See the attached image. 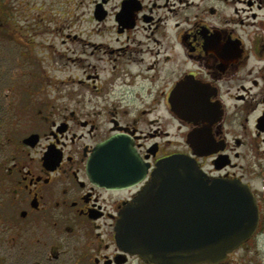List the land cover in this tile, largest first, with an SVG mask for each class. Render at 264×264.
I'll return each instance as SVG.
<instances>
[{
  "label": "flooded vegetation",
  "instance_id": "1",
  "mask_svg": "<svg viewBox=\"0 0 264 264\" xmlns=\"http://www.w3.org/2000/svg\"><path fill=\"white\" fill-rule=\"evenodd\" d=\"M20 1L0 0V27L45 7L79 32L59 41L77 46L73 56L54 48L75 63L62 79L32 54L20 55L28 70L18 55L0 60V76L10 72L0 81V264H149L118 245L114 228L157 162L175 154L210 180L248 188L257 209L253 234L203 264H264V5L235 0L250 9L232 25L227 0ZM175 107L192 109L187 121ZM111 138L141 160L143 177L91 178L89 160Z\"/></svg>",
  "mask_w": 264,
  "mask_h": 264
},
{
  "label": "water",
  "instance_id": "2",
  "mask_svg": "<svg viewBox=\"0 0 264 264\" xmlns=\"http://www.w3.org/2000/svg\"><path fill=\"white\" fill-rule=\"evenodd\" d=\"M191 110L172 111L187 121ZM129 151L115 138L100 144L87 166L91 178L107 184L111 175L121 182L129 174L143 177L141 160ZM257 223L248 188L210 180L193 160L177 154L157 162L150 179L121 210L114 230L121 248L149 264H203L222 260L253 234Z\"/></svg>",
  "mask_w": 264,
  "mask_h": 264
},
{
  "label": "rangeland",
  "instance_id": "3",
  "mask_svg": "<svg viewBox=\"0 0 264 264\" xmlns=\"http://www.w3.org/2000/svg\"><path fill=\"white\" fill-rule=\"evenodd\" d=\"M37 1L39 2L41 0H37ZM242 1H252L254 8H256V5L258 4H260L262 7L264 5V0H242ZM20 2H23V0ZM227 2L229 3L225 4L222 7V11L225 14V16H227V19L235 20V22L234 21L231 22L232 25L239 23L238 21L240 18V13L241 16L249 14L250 8L246 4L243 3L236 4L234 3L235 0H227ZM18 3H14V2L10 3L9 7L4 8L3 14H8V13L11 14L13 7L16 6V4ZM235 6L239 11V14L234 12ZM260 12L264 14V11H260ZM20 16L21 19L27 17V23L20 21L18 22L17 25H12L10 18L7 17L6 19H3L4 25L0 27V60H4L6 58H10V60H13L15 58V55H18L17 60L26 67V70H28V69H32V66L30 65L27 59L32 54L31 56L32 62L38 65L40 71L45 70L46 68V70L47 69L49 70V73L47 74L56 75L58 79H62L68 74L72 75L73 74L72 70L74 69L75 63L66 61L64 57L73 56L71 55V53L74 51V49H77V46L69 42L62 46L59 45L60 40H65V35L78 34L79 32L77 29L78 27L72 25L73 24L72 19L69 20L66 18L65 21L64 20L62 21L61 19L64 17L63 14L60 13L58 15L51 11L48 12L45 10V7L44 8L35 7V9H31L29 11L26 10L25 12L21 13ZM38 16H41V19H43V23L39 22L40 27H36L35 25L32 26L33 24L36 23L35 18H38ZM243 21H244L243 24L245 25L248 24V22H250L251 20H247L243 18ZM56 22H58L59 25H57ZM8 23H10V25H8ZM70 24L72 27L69 26ZM80 37L86 39L85 35H81ZM13 40H17L20 43V45L18 46ZM52 40H56L55 42L58 43H52ZM49 46H54V47L50 48ZM54 48L58 49L60 53L66 55L64 57L59 56L58 52H54ZM24 52L28 55V58L25 57V59H22L20 55ZM52 53L55 54L53 55ZM53 69H59L62 70V72L52 73L54 71ZM9 75L10 72L9 73L7 72V74L1 73L0 76L1 85L4 84L10 78ZM17 79H19V76H17Z\"/></svg>",
  "mask_w": 264,
  "mask_h": 264
}]
</instances>
